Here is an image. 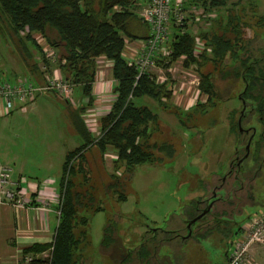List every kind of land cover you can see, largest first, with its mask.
<instances>
[{
	"label": "rangeland",
	"instance_id": "1",
	"mask_svg": "<svg viewBox=\"0 0 264 264\" xmlns=\"http://www.w3.org/2000/svg\"><path fill=\"white\" fill-rule=\"evenodd\" d=\"M98 2L95 0L96 7ZM140 9L141 4L137 7L139 15ZM213 13L218 23L223 20L221 27L220 24L215 25L217 32L221 33L226 28L229 14L232 17L239 15L243 17L241 28L245 43L255 50L264 46V0H240L239 4L232 1L228 8ZM197 27L200 29L202 25L191 23L189 26L190 30ZM132 29L140 35L150 33L148 25L142 22H135ZM49 35L55 36L56 33ZM28 46L35 50L32 44L28 43ZM24 56L19 37L12 35L7 18L0 17V79L33 78ZM38 56L40 66L44 67L42 55ZM49 61L52 66L44 69L46 75H53L58 69L53 59ZM101 61L107 62L106 59L98 62ZM230 62V58L225 60L226 64ZM158 66L151 73L159 79L168 76L173 97L165 99L166 105L150 97H138L135 102L139 106H148L158 116L159 121L150 125L151 141L168 143L173 151L170 154L169 150H154L152 158L137 165L133 172L118 171L121 185L116 192L115 186H109L118 179L112 178L115 171L113 159L107 154L101 155L97 146L85 151V167L90 178L85 182L82 174L74 177L77 182H83L80 188L85 191L82 204L78 206L77 221L82 217L88 218L86 223H74L78 239L74 257L76 264H115L113 254L119 256L120 253L103 243L107 228L109 236L128 251L140 247L154 234L161 244L168 231L187 233L184 218L195 200L214 195L220 199L225 194L224 190H216V186L220 178L226 176L233 155L242 146L240 129L232 128L234 115L241 112L243 106L240 92L245 82L239 80L232 86L236 78L232 69L208 64L203 71L212 72L218 97L207 106L188 111L189 107L206 100V95L194 82L199 73L193 67H186L182 59L167 69L163 65ZM102 68L110 73V68L104 65ZM226 70L230 73L226 74ZM72 100L74 102H68L61 94L44 92L25 108L19 105L9 114L0 116V159L13 166L16 172L25 174L28 180H42L51 174L61 184L62 166L67 154L81 145L71 122L72 112L84 102L81 87L75 88ZM100 119L101 116L98 121ZM251 123L261 128L256 115H253ZM247 125L243 123V126ZM78 163L75 161V165ZM250 165V160L245 162L242 171ZM251 191L250 201L233 204L232 207L219 204L218 216H221L222 209H231L227 217L215 219L217 228H211L215 225L213 216L218 214L212 213L194 225L193 237L187 240L178 237L161 244L158 248L160 257H154L149 263L225 264L232 247L243 237L245 222L251 215L264 212V170L252 183ZM120 194L125 198L120 199ZM99 207L101 210H95ZM257 260L264 264V250ZM130 264L148 263L135 256Z\"/></svg>",
	"mask_w": 264,
	"mask_h": 264
},
{
	"label": "trees",
	"instance_id": "2",
	"mask_svg": "<svg viewBox=\"0 0 264 264\" xmlns=\"http://www.w3.org/2000/svg\"><path fill=\"white\" fill-rule=\"evenodd\" d=\"M197 1L204 6L206 12L212 13L228 8L232 1L233 4L240 2V0ZM144 2L145 0H99L96 7L95 0H0V17L7 18L12 35L19 37L32 79L39 83L45 82L47 71L44 68L52 66V62L46 57L35 37V34H40L56 50L55 67L74 88L81 87L86 99L71 114V122L79 135L81 145L67 154L63 165L56 236L50 244H35L24 250V256L34 257L31 264H76L74 257L78 239L74 233V223H86L88 218L82 217L77 221L78 206L82 204L81 199L85 191L80 188L84 185L83 182H77L74 177L82 174L85 182L90 178L85 167L87 149L97 146L101 155L110 150L116 153L112 178L118 179L109 184L115 186V192L121 185L118 171L124 169V172H133L137 165L152 158L154 150L159 152L169 150L170 154L173 151L172 145L168 143L159 144L151 141L150 125L159 121L158 116L148 106H139L135 102L138 97H150L166 105L165 99L170 100L173 97L169 78L163 84L157 82L153 73H144L138 78V70L124 56L126 38L134 40L148 37V34L140 35L132 29L135 22L144 23L137 12L139 4ZM228 16L225 21L226 28L221 33L217 32L215 25L220 24L221 27L222 19L219 23L217 19L212 20L207 28L199 30L200 36L209 47L200 58L193 53L196 36L187 30L178 31L175 35L170 46L171 55L157 61L167 69L173 62L183 58L186 67L197 69L200 75L199 88L207 96V100L195 105V108L207 106L217 95L212 72H204L203 68L211 63L214 67H226V59H240L242 52L248 50L242 35L243 17L239 15L232 17L231 14ZM52 32L56 35H49ZM28 43L35 47L34 51L29 48ZM38 54L44 59V67L40 66ZM100 57L113 62L112 75L117 82L114 86L116 98L110 112L100 119L101 135L95 137L83 115L96 103L94 83L98 76ZM259 61L257 58L251 61L250 56L242 58L244 69L237 68L235 74L248 83L242 97L245 99L255 97L256 101L262 98L260 103L263 104L264 65L260 66ZM49 92L59 94L56 91ZM179 114L177 112V115ZM234 124L232 129L237 126L235 121ZM75 161L79 163L75 165ZM119 198L124 199L125 196L120 194ZM201 201L202 199L195 200L190 206L189 214H192V217L197 216L198 204ZM168 232L161 244L179 237L176 231ZM156 236L157 234H154L148 238L150 244L145 241L140 247L128 251L109 236L107 228L103 243L106 242L108 247H113L120 253L119 256L113 254L115 264H130L135 256L150 264L151 259L159 256L158 248L161 244L156 241ZM47 251V256H37Z\"/></svg>",
	"mask_w": 264,
	"mask_h": 264
},
{
	"label": "built area",
	"instance_id": "3",
	"mask_svg": "<svg viewBox=\"0 0 264 264\" xmlns=\"http://www.w3.org/2000/svg\"><path fill=\"white\" fill-rule=\"evenodd\" d=\"M197 0H145L141 4L140 17L150 28L147 38L125 39L124 56L127 61L133 64L138 70V78L144 73H151L153 69L159 67L160 59H166L171 55V42L179 32L190 30L191 23H199L202 28H207L212 20L215 19L214 13L206 12L204 6ZM198 27L190 30L196 36L193 53L196 57L209 50L206 41L200 36ZM43 48L44 54L50 60L56 61L57 53L49 43L40 35L35 34ZM106 59L104 57L99 60ZM183 58H180V60ZM105 61V60H104ZM106 63L98 62V74L103 77V65L112 69L113 62L106 59ZM165 79L156 78L157 82H165ZM195 84H200V77H196ZM200 89V88H199ZM74 86L63 78L60 70L54 71L53 75H45V82L39 83L32 78L20 77L14 81L0 79V116L9 114L17 106L23 108L28 103L34 102L39 94L49 91H56L72 101ZM201 91V90H200ZM106 93V92H104ZM116 94L112 96L113 103ZM86 99L84 98V102ZM195 105V104H194ZM193 105V106H194ZM112 104L104 109L94 107L85 112V121L95 137L101 135V122L98 119L100 112L108 113ZM107 157L113 160L116 153L107 152ZM14 168L10 164L0 162V204H9L17 210L29 206L28 180L25 177L14 178ZM51 199L42 197V202L36 209L49 211L51 209ZM60 204V198H59ZM60 214V211H59ZM243 237L238 240L236 246L232 247L225 264H251L253 263V250L257 245L264 246V212L262 214L251 216L242 228ZM33 256H23V264H31Z\"/></svg>",
	"mask_w": 264,
	"mask_h": 264
},
{
	"label": "crops",
	"instance_id": "4",
	"mask_svg": "<svg viewBox=\"0 0 264 264\" xmlns=\"http://www.w3.org/2000/svg\"><path fill=\"white\" fill-rule=\"evenodd\" d=\"M116 82L112 75V69L109 74L108 71H104L103 77L98 74L94 83L97 107L104 109L112 104ZM100 113L101 117L106 115L105 112ZM83 116L85 118V114ZM0 162L7 163L1 159ZM13 176L20 178L25 177V174L16 172L14 169ZM45 179H42L44 181L28 180L27 191L30 202L27 208L17 210L9 204H0V264H23L26 248L35 244H50L54 241L59 224L58 205L61 185L51 174L45 176ZM43 196L52 201L49 211L35 208L42 202ZM263 250L264 246L262 245L254 247L253 263L251 264H260L257 258H260V252ZM47 255L48 251L37 256Z\"/></svg>",
	"mask_w": 264,
	"mask_h": 264
},
{
	"label": "flooded vegetation",
	"instance_id": "5",
	"mask_svg": "<svg viewBox=\"0 0 264 264\" xmlns=\"http://www.w3.org/2000/svg\"><path fill=\"white\" fill-rule=\"evenodd\" d=\"M248 43H251V40H249ZM246 46L248 47V50L242 52V57L240 59H231V62L226 64V67L232 69V74L236 77L233 81L232 86H235V84L239 82V80H243L245 82L244 88L240 92L241 100L243 101V106L241 107V112L239 111L238 114L236 113L234 116V121L237 124L236 127L239 128L241 132L240 140L242 142V146L239 147L233 155L226 176L221 177L219 184L216 186V190L225 191L224 196L220 199L215 198L216 195H214V197L206 198L204 200L202 199L201 203L198 204L197 216L192 217V214L187 213L184 218V224L187 228V233H183L182 230H176V232L179 233V238H181L182 240H187L194 236V225H196L197 223H201L203 220L207 219L208 215H211L212 213L217 214L218 212L216 211H219L220 209L219 204H224L228 206L230 205L232 207L234 206L233 204H241L244 203V201L246 200L250 201V198L252 196V183L258 177L260 172L264 170V103H260V100L262 101V98H258L257 101L255 97H250L246 99L243 98L242 92L245 91L248 86V83L242 77L239 78L235 74L237 68H243L242 58L245 59L248 56L251 57V61H254L256 58L259 59L260 66H263L264 46H259V48L256 50L253 48L251 49L249 45ZM195 70L197 69L195 68ZM228 72L230 73V71ZM228 72L226 70L227 74ZM216 97H218V95H216ZM206 100L204 102H206ZM197 104H200V102ZM195 105L189 107L187 110L189 111L191 108L195 109ZM253 115H256L258 121L261 123L260 129H258V127L251 123ZM244 122H246L248 125L243 126ZM249 160L251 161V165L246 168V170L242 171L243 164ZM231 207L227 209L228 211L222 209V211L220 212L222 213L221 216H218V213L217 215L213 216L214 220L219 219L222 216L227 217L228 215H230ZM199 216H201V218H198ZM196 218H198L197 221L193 222V220ZM211 228H217L216 220L215 225ZM171 241L172 240H170V242ZM168 242L169 241H166L164 243Z\"/></svg>",
	"mask_w": 264,
	"mask_h": 264
},
{
	"label": "water",
	"instance_id": "6",
	"mask_svg": "<svg viewBox=\"0 0 264 264\" xmlns=\"http://www.w3.org/2000/svg\"><path fill=\"white\" fill-rule=\"evenodd\" d=\"M201 216H202V215H201ZM201 216H199L198 218H201ZM198 218L194 219L193 222H196Z\"/></svg>",
	"mask_w": 264,
	"mask_h": 264
}]
</instances>
